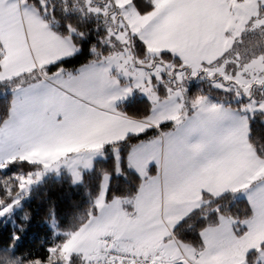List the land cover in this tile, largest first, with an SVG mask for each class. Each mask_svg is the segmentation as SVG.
Returning a JSON list of instances; mask_svg holds the SVG:
<instances>
[{
  "label": "rangeland",
  "instance_id": "rangeland-1",
  "mask_svg": "<svg viewBox=\"0 0 264 264\" xmlns=\"http://www.w3.org/2000/svg\"><path fill=\"white\" fill-rule=\"evenodd\" d=\"M115 2L120 20L130 23L135 10L129 0ZM229 8L233 25L231 35L223 44L213 48L218 49L220 55L217 56L221 58L230 52L232 44L236 38L239 39L247 25L255 26L257 22L260 23V18L263 19L261 22L264 21V0H241L237 5L231 3ZM119 27L120 30L114 34L115 40L120 43L119 50L76 69L52 68L57 62L37 66L35 71L24 76L25 84L14 89L8 120L0 123V166L14 160H25L41 165L42 170L33 176L20 178L22 193L1 209L0 219L19 208L24 198L23 191L30 187L33 180H40L49 173L58 176L62 170H66L73 181L78 182L84 170H90L95 160L104 157L106 146H111L112 155L119 165L120 152L115 144L128 136L153 129L154 125L161 128L166 120H173L174 125L183 122L187 114L178 111L185 104L186 88L183 80L186 75L191 77L200 73L202 76H222L224 80L230 81L233 88L238 89L240 96H251L242 106L244 117L256 112L264 114V100L256 102L252 95L264 91V53L250 62L233 64L235 66L229 69L225 60L214 63L217 56L196 57L193 63L183 61L176 70H172L173 67L168 64L165 67L153 65L151 61L136 65L129 46L130 32L123 29V24H119ZM65 39L72 43L70 38ZM28 50L31 62L38 61L37 49ZM222 51L224 53L221 55ZM160 89L165 95L161 96ZM135 97L145 98L151 105V114L145 120H134L123 112V104ZM205 102H200L196 113L208 109ZM148 141L142 140L130 149V152L134 150L131 154L132 166L140 172V176H144V165L149 174L150 166L157 162V148L153 145L146 147ZM108 184L109 176L105 174L96 199L99 208L107 205L103 203ZM261 218L254 227L252 224H242L245 232L241 236L234 237L233 231L232 236H227L225 228L220 230L223 235L217 233L219 240L209 243L211 247L208 249L216 264H247L245 257L251 251L257 252L255 264H264V216ZM110 219L102 210L100 224L93 218L88 220L62 245L64 259L88 252L92 245L109 235L106 222ZM115 220V226L123 223V218L117 217ZM228 223L231 225L229 220ZM125 228L132 232L129 224ZM145 231L143 225L133 233L139 237ZM97 247L98 243L95 249Z\"/></svg>",
  "mask_w": 264,
  "mask_h": 264
},
{
  "label": "trees",
  "instance_id": "trees-1",
  "mask_svg": "<svg viewBox=\"0 0 264 264\" xmlns=\"http://www.w3.org/2000/svg\"><path fill=\"white\" fill-rule=\"evenodd\" d=\"M24 3L36 10L53 33L62 38H70L77 49L76 53L58 61L52 68L76 69L119 50L120 43L114 38V34L120 30L119 24H123V29L130 32L129 46L136 65L151 61L153 65L160 64L165 67L168 64L173 67L172 70H176L181 63L172 53L152 50L132 29L130 23H123L120 15L118 16L115 0H24ZM129 4L139 16L154 9L152 0H129ZM261 21L255 26L247 25L239 39L236 38V42L232 44L230 52L214 63L219 64L225 60L229 69L235 66L233 64L247 63L261 56L264 53V21ZM3 58L4 51L0 43V64ZM24 76L26 75L0 80V123L8 119L13 91L25 84ZM164 76L165 74L162 75ZM183 84L186 88L183 112H186V116H190L200 102L205 100L213 107L238 113L245 120L251 148L259 159L264 160V114L256 112L252 116L244 117L242 111V106L251 96H240L238 89L233 88L229 80H224L219 75H186ZM160 90L161 96L165 95ZM252 95L256 102L264 100V91L262 94L255 92ZM123 112L134 120H145L150 115L151 105L145 98L135 97L123 104ZM172 125L165 123L161 125L162 129H157L164 132L173 127ZM154 134L156 130L149 129L115 144L120 152L119 165L112 155L111 146H106L104 157L95 160L90 170H84L78 182H74L65 170L58 176L49 173L40 180H33L30 187L23 191L24 198L19 208L0 219V264H85L81 254L72 255L65 260L61 251L62 245L96 215V199L103 175L109 176L104 202L118 200L125 211H130L142 181L129 168L127 156L134 144ZM41 170V165L25 160H14L0 166V211L22 193L20 178L33 176ZM211 197L218 199L210 204L209 194L203 193L197 212L191 216L188 214L187 219H182L183 224L171 231L170 239L184 252H202L204 244L201 232L218 225L222 220L231 222L233 234L238 237L245 232L244 226L252 218L249 204L236 193L225 192ZM217 207L223 209L219 221L211 215ZM202 217H207L206 224H201ZM112 238L113 244H109L111 249L114 246L123 247L116 243L113 236ZM262 247L264 248V243ZM155 253L163 255L161 252ZM256 258L257 252L251 251L246 255L245 261L247 264H255Z\"/></svg>",
  "mask_w": 264,
  "mask_h": 264
},
{
  "label": "crops",
  "instance_id": "crops-1",
  "mask_svg": "<svg viewBox=\"0 0 264 264\" xmlns=\"http://www.w3.org/2000/svg\"><path fill=\"white\" fill-rule=\"evenodd\" d=\"M152 1L154 9L142 16L135 14L130 22L132 29L152 50L169 52L181 62L193 63L196 57L220 55L213 48L231 35L229 7L231 3L240 4L241 0ZM0 43L4 51L0 80L26 75L37 66L58 62L77 51L72 43L53 33L36 10L21 0H0ZM28 49H37L39 62H31ZM205 103L208 109L196 113V107L183 122L173 124L167 131L160 132L156 125L152 126L156 134L145 143L146 147L153 145L158 151L157 162L150 166L151 174L144 165V176H140L131 162L134 150L128 154L129 168L142 181L130 211H125L118 200L104 202L107 205L100 208L96 205L97 213L92 218L100 224L103 210L107 219L111 218L106 222L109 235L134 255L161 252L172 257L176 243L170 239L171 231L201 206L203 193L232 192L244 199L252 211L246 226L254 227L264 216V200L250 198L252 193L264 189V160L257 157L248 142L244 118L230 109ZM178 112L183 113L182 106ZM172 121L166 120L164 124ZM117 217L123 218L120 226L114 225ZM127 224L132 232L125 228ZM143 225L146 231L135 236L134 230ZM222 228L225 235L232 236L228 220L201 232L204 249L195 258L196 264H216L208 249L209 243L219 240L217 233L224 234L220 231ZM208 232L216 238H211ZM95 244L88 252L79 254L87 258L91 251L90 257L96 251ZM100 246L101 249L112 247L103 243Z\"/></svg>",
  "mask_w": 264,
  "mask_h": 264
},
{
  "label": "built area",
  "instance_id": "built-area-1",
  "mask_svg": "<svg viewBox=\"0 0 264 264\" xmlns=\"http://www.w3.org/2000/svg\"><path fill=\"white\" fill-rule=\"evenodd\" d=\"M103 244H113L112 236H107L101 241ZM198 256L197 251L185 253L177 246L174 258H167L160 253L134 255L125 251L121 246L112 249H96L93 256L87 257L86 264H195L194 259Z\"/></svg>",
  "mask_w": 264,
  "mask_h": 264
},
{
  "label": "snow or ice",
  "instance_id": "snow-or-ice-1",
  "mask_svg": "<svg viewBox=\"0 0 264 264\" xmlns=\"http://www.w3.org/2000/svg\"><path fill=\"white\" fill-rule=\"evenodd\" d=\"M225 75H227V72H225ZM224 116L226 117L227 116V113H224ZM251 199H261V200H264V189H260L258 190L257 192L255 193H252L251 194ZM214 199H218L217 198H212L211 197V194H209V203H213L214 202ZM197 212V209H193L192 212L189 213V216L191 215H194L195 213ZM211 215L215 216L217 221L220 220V217L223 215V209L220 208V207H217L214 209V211L211 213ZM187 219V217L185 218ZM183 220L182 221H179L175 226H174V230L175 228L177 227H180L182 224H183ZM207 222V217H202L201 218V224H206Z\"/></svg>",
  "mask_w": 264,
  "mask_h": 264
}]
</instances>
